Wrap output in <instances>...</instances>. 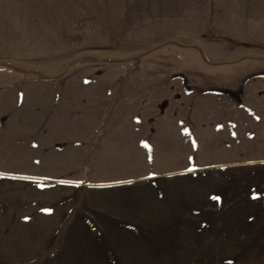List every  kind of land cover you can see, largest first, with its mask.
<instances>
[{
    "label": "rangeland",
    "instance_id": "374dc122",
    "mask_svg": "<svg viewBox=\"0 0 264 264\" xmlns=\"http://www.w3.org/2000/svg\"><path fill=\"white\" fill-rule=\"evenodd\" d=\"M99 3L0 0L1 187L24 177H87L106 132L102 128L122 108V101L112 96L135 91L121 90V83L146 81L159 82L158 91L184 102L168 99L166 104L146 105L144 115L155 117L159 111L161 118H182L183 128L191 131V145L145 147L143 175L264 177V104L257 100L264 101V86L247 88L253 67L256 80L262 79L264 57L242 56L247 41L228 33L208 34V48L157 40L149 21L123 15L120 8L108 11ZM173 27L168 32L167 25H161V38L173 34ZM180 33L176 30L175 35ZM167 82L184 86L162 88ZM180 165L189 167L172 168ZM97 171L119 176L121 169ZM127 261L124 264L193 262Z\"/></svg>",
    "mask_w": 264,
    "mask_h": 264
},
{
    "label": "crops",
    "instance_id": "0c3cea01",
    "mask_svg": "<svg viewBox=\"0 0 264 264\" xmlns=\"http://www.w3.org/2000/svg\"><path fill=\"white\" fill-rule=\"evenodd\" d=\"M98 1L100 8H120L123 15L149 21L157 40L208 48V34L228 33L247 41L242 56L264 57V42L257 44L264 41V0ZM161 25L168 32L174 25L173 34L161 38ZM179 29L182 33L175 35ZM262 72L257 81L255 67L249 70L247 88L264 86V66ZM167 83L162 88L184 86ZM124 84L121 90L135 91L112 96L122 101V108L102 128L106 132L87 177H24L9 180L6 187L0 182V264H264V177L143 175L145 145L148 150L190 146L191 131L175 114L167 119L159 111L155 117L144 115L146 105L166 104L168 99L176 103L174 95L158 91L159 82ZM101 168L121 172L101 175Z\"/></svg>",
    "mask_w": 264,
    "mask_h": 264
},
{
    "label": "snow or ice",
    "instance_id": "6c2138e0",
    "mask_svg": "<svg viewBox=\"0 0 264 264\" xmlns=\"http://www.w3.org/2000/svg\"><path fill=\"white\" fill-rule=\"evenodd\" d=\"M147 147V145H145Z\"/></svg>",
    "mask_w": 264,
    "mask_h": 264
}]
</instances>
